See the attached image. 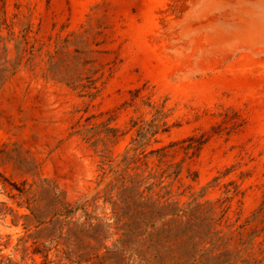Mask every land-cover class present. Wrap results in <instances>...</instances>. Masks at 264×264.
<instances>
[{
	"label": "rangeland",
	"instance_id": "374dc122",
	"mask_svg": "<svg viewBox=\"0 0 264 264\" xmlns=\"http://www.w3.org/2000/svg\"><path fill=\"white\" fill-rule=\"evenodd\" d=\"M79 258L264 264V0H0V264Z\"/></svg>",
	"mask_w": 264,
	"mask_h": 264
},
{
	"label": "trees",
	"instance_id": "16d2710c",
	"mask_svg": "<svg viewBox=\"0 0 264 264\" xmlns=\"http://www.w3.org/2000/svg\"><path fill=\"white\" fill-rule=\"evenodd\" d=\"M165 126V123L163 124ZM156 127H158V125H156ZM168 126H165L163 129L167 130ZM142 132V136L143 134L146 135L147 131ZM204 141H199V145L202 144ZM55 198H54V204L51 205L49 208L47 209L45 213L41 212L40 214H36L35 216L38 217V225L40 226L42 224H47L48 226L42 228V233L46 231L45 233V238H51V240H56V245L59 243V240L61 238H64L65 243L67 244V246L71 245V241L70 239L72 237L76 238L75 240H79L82 241V239L80 238V236L77 234V232L75 230H73V228H71L69 226V224L71 223V216L77 212L79 206H71V203L66 201L65 196L63 195V197L60 198V193H55L54 194ZM58 204V205H57ZM31 212L34 213L35 209H31ZM86 215H89L88 212H85ZM156 215L159 216V218H163L166 213H162L161 209H157L155 211ZM49 219L47 220L46 218ZM65 225H68V232L66 234L63 235V228ZM91 227H93L92 223L89 224ZM96 232V230H94ZM135 232V231H134ZM42 248H40L39 246H37L35 248V252H40L43 253L46 250H49L50 248L45 244L42 243ZM47 257V254L45 255ZM83 258V257H80ZM79 258V260H71V264H73L74 262H79L81 259ZM85 260H88L87 258Z\"/></svg>",
	"mask_w": 264,
	"mask_h": 264
}]
</instances>
